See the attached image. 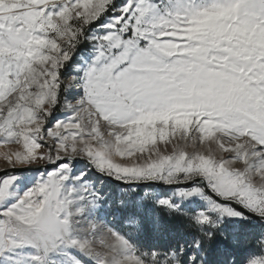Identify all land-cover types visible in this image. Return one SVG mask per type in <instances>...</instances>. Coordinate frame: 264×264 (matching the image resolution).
Returning a JSON list of instances; mask_svg holds the SVG:
<instances>
[{
	"label": "snow or ice",
	"instance_id": "snow-or-ice-1",
	"mask_svg": "<svg viewBox=\"0 0 264 264\" xmlns=\"http://www.w3.org/2000/svg\"><path fill=\"white\" fill-rule=\"evenodd\" d=\"M0 264H264V0H0Z\"/></svg>",
	"mask_w": 264,
	"mask_h": 264
},
{
	"label": "trees",
	"instance_id": "trees-1",
	"mask_svg": "<svg viewBox=\"0 0 264 264\" xmlns=\"http://www.w3.org/2000/svg\"><path fill=\"white\" fill-rule=\"evenodd\" d=\"M249 229L251 230V231H249ZM241 230V236H243L244 234H246V233H248V232H254L256 229H253L251 226H243V228L242 229H240Z\"/></svg>",
	"mask_w": 264,
	"mask_h": 264
},
{
	"label": "rangeland",
	"instance_id": "rangeland-1",
	"mask_svg": "<svg viewBox=\"0 0 264 264\" xmlns=\"http://www.w3.org/2000/svg\"><path fill=\"white\" fill-rule=\"evenodd\" d=\"M254 229V228H253ZM240 231V233H241V230H239ZM249 231H251L250 229H249Z\"/></svg>",
	"mask_w": 264,
	"mask_h": 264
}]
</instances>
